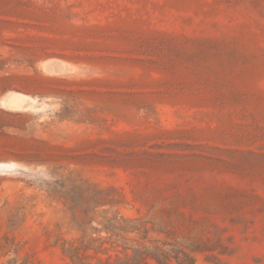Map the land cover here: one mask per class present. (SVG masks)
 <instances>
[{
  "label": "rangeland",
  "instance_id": "obj_1",
  "mask_svg": "<svg viewBox=\"0 0 264 264\" xmlns=\"http://www.w3.org/2000/svg\"><path fill=\"white\" fill-rule=\"evenodd\" d=\"M155 248L264 264V0H0V264Z\"/></svg>",
  "mask_w": 264,
  "mask_h": 264
},
{
  "label": "trees",
  "instance_id": "obj_2",
  "mask_svg": "<svg viewBox=\"0 0 264 264\" xmlns=\"http://www.w3.org/2000/svg\"><path fill=\"white\" fill-rule=\"evenodd\" d=\"M180 253H183V257L180 256ZM141 255L146 258H152L157 264H173V259L178 264H194L192 257L182 251H165L161 248H155L153 251L145 250Z\"/></svg>",
  "mask_w": 264,
  "mask_h": 264
}]
</instances>
